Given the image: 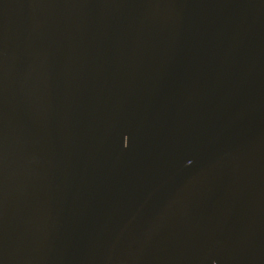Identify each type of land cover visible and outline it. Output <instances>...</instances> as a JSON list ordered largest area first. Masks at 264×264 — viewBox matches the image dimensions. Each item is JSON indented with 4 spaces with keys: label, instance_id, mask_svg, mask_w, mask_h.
I'll return each mask as SVG.
<instances>
[{
    "label": "water",
    "instance_id": "95a60500",
    "mask_svg": "<svg viewBox=\"0 0 264 264\" xmlns=\"http://www.w3.org/2000/svg\"><path fill=\"white\" fill-rule=\"evenodd\" d=\"M0 264H264V0H0Z\"/></svg>",
    "mask_w": 264,
    "mask_h": 264
}]
</instances>
